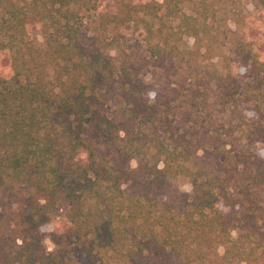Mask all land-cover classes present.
<instances>
[{
	"label": "trees",
	"instance_id": "16d2710c",
	"mask_svg": "<svg viewBox=\"0 0 264 264\" xmlns=\"http://www.w3.org/2000/svg\"><path fill=\"white\" fill-rule=\"evenodd\" d=\"M206 4L0 0V264H264V50L244 41L208 77Z\"/></svg>",
	"mask_w": 264,
	"mask_h": 264
},
{
	"label": "rangeland",
	"instance_id": "374dc122",
	"mask_svg": "<svg viewBox=\"0 0 264 264\" xmlns=\"http://www.w3.org/2000/svg\"><path fill=\"white\" fill-rule=\"evenodd\" d=\"M204 2L207 3L206 5L210 9L211 18L209 21L211 22L212 34L209 39L203 42L201 51L205 52L207 48H210L213 56L210 59L204 58L201 61L206 64L213 63L216 65V67L204 69V73L208 77H212L213 71L223 69V55L238 53L237 46L244 41H256L260 48L264 50V11L256 6L255 0H194V6ZM102 4L105 5L104 2ZM90 14L95 15L94 11ZM84 20L85 27H83V30L88 36H99L109 40L113 37V35L110 36L108 31L101 28L99 21L87 23L88 19L85 18ZM121 32V39L125 41L122 42V50L125 51V54H133L138 57H142V53L146 54L145 46H140L143 42L144 30L135 31L133 26H129L122 29ZM33 37L44 43L41 27H37L34 30ZM139 42L141 43L139 44ZM181 43L182 47L191 50L196 49L197 46L196 38L185 37ZM122 50L114 49L112 54L115 56L119 55ZM144 78L147 81H152V73H145ZM107 94V106L110 111H114L121 103L115 82L109 86ZM237 135L239 136L240 133L237 132ZM252 150L259 157L264 158V143L260 142L254 145ZM131 166L136 168L137 160H133ZM176 186L181 191H192V185L185 177L178 179ZM63 214L64 207H62V212L57 219H61ZM51 231V225L43 227L45 241L50 239Z\"/></svg>",
	"mask_w": 264,
	"mask_h": 264
},
{
	"label": "clouds",
	"instance_id": "9594fccd",
	"mask_svg": "<svg viewBox=\"0 0 264 264\" xmlns=\"http://www.w3.org/2000/svg\"><path fill=\"white\" fill-rule=\"evenodd\" d=\"M261 58L264 59V56H262ZM12 74H13V71H12V67L10 64L8 66L0 65V77L10 78ZM55 226L57 228H59L60 224L56 223ZM49 230H51V229H49ZM45 243H46L49 251L53 250L54 242H52L50 239H46Z\"/></svg>",
	"mask_w": 264,
	"mask_h": 264
}]
</instances>
